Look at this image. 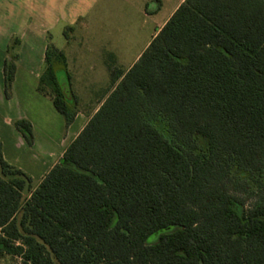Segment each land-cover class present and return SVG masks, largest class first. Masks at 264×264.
Returning a JSON list of instances; mask_svg holds the SVG:
<instances>
[{
    "label": "trees",
    "instance_id": "trees-1",
    "mask_svg": "<svg viewBox=\"0 0 264 264\" xmlns=\"http://www.w3.org/2000/svg\"><path fill=\"white\" fill-rule=\"evenodd\" d=\"M263 31L264 0H185L128 70L110 68L117 84L35 188L0 142V256L264 264ZM19 42L4 61L7 97ZM38 90L74 120L67 57L53 43ZM15 125L32 144L31 122Z\"/></svg>",
    "mask_w": 264,
    "mask_h": 264
},
{
    "label": "crops",
    "instance_id": "crops-1",
    "mask_svg": "<svg viewBox=\"0 0 264 264\" xmlns=\"http://www.w3.org/2000/svg\"><path fill=\"white\" fill-rule=\"evenodd\" d=\"M160 3L163 0H159ZM185 0H174L168 15L164 17L151 35L138 48L132 41L135 27L134 12L145 17L149 1L140 0V5H134L135 0H0V142L3 158L11 165L23 170L31 177V185L35 188L49 169L62 157L69 143L59 138H51L47 134L38 155H31L27 163L13 157L6 151V144L22 147L26 145L29 151L37 147L36 114L46 110L55 119V125L70 134V142L79 134L89 118L99 109L103 100L113 90L110 87L99 97L98 103L87 110L80 104L81 90L73 91L77 97V113L74 120L67 124L64 116L55 108L51 96L38 90V81L45 68V53L49 43H53L66 54V46L70 42L68 32L74 31L80 23L84 26L91 12L95 10L96 29L93 33L98 45L89 49L90 54L108 70L111 85L110 68L128 70L145 50L151 39L164 25L175 9ZM159 11V9H157ZM156 12V11H153ZM121 20V24L117 21ZM20 42L14 51L18 54L16 72L10 97L4 90V61L8 56V47L14 38ZM121 38V40H120ZM94 53L97 57H95ZM67 57V55H66ZM129 59V65H122ZM74 61L76 58L74 57ZM67 57V68H68ZM71 82V87L73 82ZM80 86L83 82L78 83ZM73 90V87H72ZM27 119L32 124L34 141L28 144L15 123L19 119ZM81 121L79 122V120ZM46 121V120H45ZM50 127V126H49ZM59 146L57 155L52 151ZM34 174L38 183H33Z\"/></svg>",
    "mask_w": 264,
    "mask_h": 264
},
{
    "label": "rangeland",
    "instance_id": "rangeland-1",
    "mask_svg": "<svg viewBox=\"0 0 264 264\" xmlns=\"http://www.w3.org/2000/svg\"><path fill=\"white\" fill-rule=\"evenodd\" d=\"M149 1L148 5V13L145 17L141 16L138 13V6L135 7L134 12V30L132 32V41L135 44V48H138L141 43L146 39L151 38V35L154 33L157 25L162 23L164 17L168 15L174 0H163V2L159 0H146ZM134 5H140V0H135ZM159 9V11L157 10ZM156 11V12H153ZM85 25L82 26L80 23L77 25H73L76 27L74 31L68 32L70 35V42L66 46V55L68 57V72L70 75V80L73 82V91L81 90L80 95V104L84 106L87 110H91L97 103L99 97H101L104 92H106L110 88L109 81V73L106 68L102 66L101 63H98L89 52V49L98 45L93 35L96 29V20H95V10H93L90 16L85 19ZM121 24V20L117 21ZM264 39V31L261 33V36L258 42ZM121 40V38H120ZM95 57L96 54L94 53ZM74 57L76 61H74ZM129 63V59L124 61L122 65L125 67ZM118 69L123 70L122 66ZM83 82L80 86L78 83ZM48 96H50L48 94ZM46 120V121H45ZM81 119L79 120V122ZM36 138H37V147L32 151H29L26 145L22 147H17L14 144L8 145L6 144V151L12 155L13 157L18 158L23 163H27V159L29 160L31 155H38V152H41V146L45 135L50 134L51 138L56 137L59 138L61 135V140L65 141V143H70V134H67V131L59 129V126L55 125V119L53 116L49 114L46 110L37 111L36 114ZM0 126H2L0 124ZM50 126V127H49ZM162 129V125H159ZM48 129V130H46ZM44 130L46 131L44 132ZM60 147H55L52 151L57 155ZM39 156V155H38ZM33 183H38L37 176L34 174ZM33 189V186L31 185ZM24 197H28L30 194V190L26 189L23 192ZM250 201H248L249 204ZM0 264H21V258L18 256L4 255L0 256Z\"/></svg>",
    "mask_w": 264,
    "mask_h": 264
}]
</instances>
